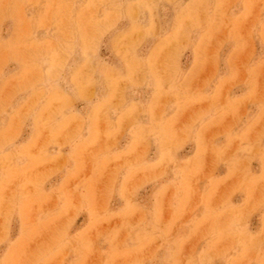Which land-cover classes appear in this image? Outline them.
Instances as JSON below:
<instances>
[{"label": "rangeland", "instance_id": "obj_1", "mask_svg": "<svg viewBox=\"0 0 264 264\" xmlns=\"http://www.w3.org/2000/svg\"><path fill=\"white\" fill-rule=\"evenodd\" d=\"M0 264H264V0H0Z\"/></svg>", "mask_w": 264, "mask_h": 264}]
</instances>
